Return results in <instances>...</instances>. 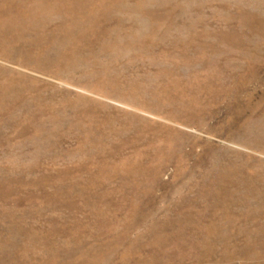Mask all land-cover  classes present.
Wrapping results in <instances>:
<instances>
[{
  "label": "rangeland",
  "instance_id": "obj_1",
  "mask_svg": "<svg viewBox=\"0 0 264 264\" xmlns=\"http://www.w3.org/2000/svg\"><path fill=\"white\" fill-rule=\"evenodd\" d=\"M0 264H264V0H0Z\"/></svg>",
  "mask_w": 264,
  "mask_h": 264
}]
</instances>
